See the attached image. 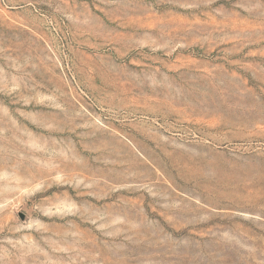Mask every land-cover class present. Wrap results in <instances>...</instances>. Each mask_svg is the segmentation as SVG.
Masks as SVG:
<instances>
[{
    "label": "rangeland",
    "instance_id": "obj_1",
    "mask_svg": "<svg viewBox=\"0 0 264 264\" xmlns=\"http://www.w3.org/2000/svg\"><path fill=\"white\" fill-rule=\"evenodd\" d=\"M0 264H264V0H0Z\"/></svg>",
    "mask_w": 264,
    "mask_h": 264
}]
</instances>
